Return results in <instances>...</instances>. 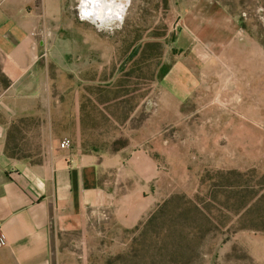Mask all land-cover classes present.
Returning a JSON list of instances; mask_svg holds the SVG:
<instances>
[{
    "label": "rangeland",
    "instance_id": "374dc122",
    "mask_svg": "<svg viewBox=\"0 0 264 264\" xmlns=\"http://www.w3.org/2000/svg\"><path fill=\"white\" fill-rule=\"evenodd\" d=\"M64 11L44 57L51 89L16 121L9 155L41 163L69 139L107 164L145 151L159 176L138 228L96 211L58 235L53 264H264V0H65Z\"/></svg>",
    "mask_w": 264,
    "mask_h": 264
},
{
    "label": "crops",
    "instance_id": "0c3cea01",
    "mask_svg": "<svg viewBox=\"0 0 264 264\" xmlns=\"http://www.w3.org/2000/svg\"><path fill=\"white\" fill-rule=\"evenodd\" d=\"M64 5L65 0H0V68L9 80L0 93V235L6 240L0 264H53L58 235L84 229L94 212L107 210L133 227L157 201L145 184L158 178L159 169L145 151L131 152L125 162L116 156L114 164L74 143L56 144L36 164L6 151L14 123L37 112L51 89L44 57L55 47L49 32L58 31ZM84 8L87 15L96 9L86 3ZM182 44L188 47V40ZM128 166L136 186L125 179Z\"/></svg>",
    "mask_w": 264,
    "mask_h": 264
},
{
    "label": "trees",
    "instance_id": "16d2710c",
    "mask_svg": "<svg viewBox=\"0 0 264 264\" xmlns=\"http://www.w3.org/2000/svg\"><path fill=\"white\" fill-rule=\"evenodd\" d=\"M135 53H136V52H135V50H134V51H133V54H135ZM0 71H2L1 68H0ZM167 72H168V68H166L165 70L162 71V75H166ZM1 76H2V80H4V85H5V87H6V86L9 84V80H8L7 77L4 75L3 72H1ZM24 117H26V116H24ZM24 117H21V118H18V119H24ZM15 124H16V122H15L14 125L12 126V128H11V130H10V132H9V136H8V142H7V147H6V151H7L8 154L10 153L9 138H10V136H11V132H12V130H13V127L16 126ZM140 224H141V222H140ZM136 227L138 228V227H139V224H138Z\"/></svg>",
    "mask_w": 264,
    "mask_h": 264
},
{
    "label": "built area",
    "instance_id": "2783aa9c",
    "mask_svg": "<svg viewBox=\"0 0 264 264\" xmlns=\"http://www.w3.org/2000/svg\"><path fill=\"white\" fill-rule=\"evenodd\" d=\"M61 146L62 147H70L71 146V141L69 139H64L61 142ZM6 244V240L4 239V237L2 235H0V246H3Z\"/></svg>",
    "mask_w": 264,
    "mask_h": 264
},
{
    "label": "bare ground",
    "instance_id": "6f19581e",
    "mask_svg": "<svg viewBox=\"0 0 264 264\" xmlns=\"http://www.w3.org/2000/svg\"><path fill=\"white\" fill-rule=\"evenodd\" d=\"M93 1H98V0H87V2L89 3V2H93ZM95 3V2H94ZM87 11V10H86ZM122 11V10H121ZM119 15H121V14H119ZM122 16V15H121Z\"/></svg>",
    "mask_w": 264,
    "mask_h": 264
}]
</instances>
